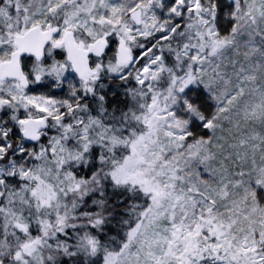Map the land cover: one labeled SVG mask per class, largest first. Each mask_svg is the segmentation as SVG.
I'll use <instances>...</instances> for the list:
<instances>
[{
    "label": "snow or ice",
    "instance_id": "6c2138e0",
    "mask_svg": "<svg viewBox=\"0 0 264 264\" xmlns=\"http://www.w3.org/2000/svg\"><path fill=\"white\" fill-rule=\"evenodd\" d=\"M0 264H264V0H0Z\"/></svg>",
    "mask_w": 264,
    "mask_h": 264
}]
</instances>
